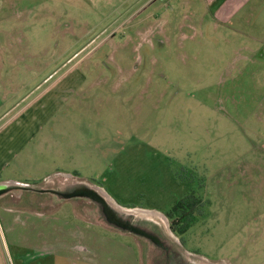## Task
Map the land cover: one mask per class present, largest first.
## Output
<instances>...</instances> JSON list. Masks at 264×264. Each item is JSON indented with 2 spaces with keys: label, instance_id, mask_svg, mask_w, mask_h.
Returning <instances> with one entry per match:
<instances>
[{
  "label": "rangeland",
  "instance_id": "374dc122",
  "mask_svg": "<svg viewBox=\"0 0 264 264\" xmlns=\"http://www.w3.org/2000/svg\"><path fill=\"white\" fill-rule=\"evenodd\" d=\"M20 100L42 121L0 176V264H159L160 241L264 264V0H0V113Z\"/></svg>",
  "mask_w": 264,
  "mask_h": 264
},
{
  "label": "crops",
  "instance_id": "0c3cea01",
  "mask_svg": "<svg viewBox=\"0 0 264 264\" xmlns=\"http://www.w3.org/2000/svg\"><path fill=\"white\" fill-rule=\"evenodd\" d=\"M22 101L16 102L13 106L9 105V108L3 111L4 113H0V125L5 121H10V125L7 126L6 130H0V176L4 169L9 166L10 162H14L20 150L34 137L37 125L42 121L41 118L38 121L37 109L32 110L30 113L13 114ZM28 129H30V132L26 133ZM27 136L31 137L26 140ZM57 173H60L59 176L65 179L72 177L69 173L59 171ZM15 183L17 182L11 179H2L0 180V188H5Z\"/></svg>",
  "mask_w": 264,
  "mask_h": 264
},
{
  "label": "trees",
  "instance_id": "16d2710c",
  "mask_svg": "<svg viewBox=\"0 0 264 264\" xmlns=\"http://www.w3.org/2000/svg\"><path fill=\"white\" fill-rule=\"evenodd\" d=\"M201 204L202 201L194 195H187L177 201L165 215L170 221V231L176 236L186 234L196 222L197 216L201 215Z\"/></svg>",
  "mask_w": 264,
  "mask_h": 264
},
{
  "label": "flooded vegetation",
  "instance_id": "af4514ba",
  "mask_svg": "<svg viewBox=\"0 0 264 264\" xmlns=\"http://www.w3.org/2000/svg\"><path fill=\"white\" fill-rule=\"evenodd\" d=\"M99 35L101 36V34H99ZM99 35H97L96 38H99ZM79 192H81V191L78 190L77 193H75V194H78ZM51 194H53V193H51ZM75 194L71 193V195H75ZM108 210H110V209H108ZM108 210L106 212V216L110 220V222H112V221L114 222L112 211L109 212ZM113 222H112V224H114ZM122 223H123L122 226L124 228H126L125 226L130 227V225L127 224L128 221H124ZM116 226H118V225H116ZM151 233H153V232L151 231ZM160 236L161 235H159L158 233H153L150 235L149 234L144 235V237L146 239L148 238V240H149V238H151L149 241H151L156 247L159 246ZM160 244L162 245L161 246L162 252L159 255L160 256L159 264H183L182 263L183 262L182 256L179 254V252H176V250H173V248L170 244H164V242H161V241H160Z\"/></svg>",
  "mask_w": 264,
  "mask_h": 264
},
{
  "label": "water",
  "instance_id": "95a60500",
  "mask_svg": "<svg viewBox=\"0 0 264 264\" xmlns=\"http://www.w3.org/2000/svg\"><path fill=\"white\" fill-rule=\"evenodd\" d=\"M96 38V37H95ZM94 38V39H95ZM94 39L93 40H91V42L92 41H94ZM88 45V44H87ZM87 45H85L84 47H82L79 51H77L68 61H70L72 58H74L75 56H77L80 52H82L86 47H87ZM50 78V76L49 77H47L46 78V80L47 79H49ZM40 85H38L36 88H38ZM90 190H92V191H90ZM83 191V192H82ZM75 195H77L78 196V194H75ZM80 195H83V196H89L91 199H94V198H96L97 199V201H99V202H102V203H105L106 201L98 194V193H96L95 192V190L94 189H81V193H80ZM96 199H94V200H96ZM114 219V224H116V225H118V226H122L123 225V223L121 222V221H119L118 219H116V218H113Z\"/></svg>",
  "mask_w": 264,
  "mask_h": 264
},
{
  "label": "bare ground",
  "instance_id": "6f19581e",
  "mask_svg": "<svg viewBox=\"0 0 264 264\" xmlns=\"http://www.w3.org/2000/svg\"><path fill=\"white\" fill-rule=\"evenodd\" d=\"M96 193H98L105 201L106 203H109L108 197L98 188L94 189ZM120 211H123L124 213H128L129 215H133V214H139V213H143L137 210H129V209H121ZM160 217V216H159ZM161 219V217H160Z\"/></svg>",
  "mask_w": 264,
  "mask_h": 264
}]
</instances>
